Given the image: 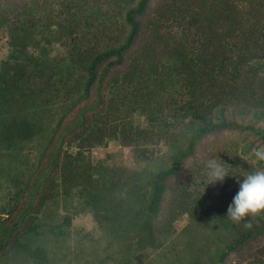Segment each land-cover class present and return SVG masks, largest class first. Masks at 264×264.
Returning a JSON list of instances; mask_svg holds the SVG:
<instances>
[{
	"label": "trees",
	"instance_id": "16d2710c",
	"mask_svg": "<svg viewBox=\"0 0 264 264\" xmlns=\"http://www.w3.org/2000/svg\"><path fill=\"white\" fill-rule=\"evenodd\" d=\"M110 1L112 11L65 0L59 12L47 2L0 13V264L136 263L172 243L183 214L188 247L215 227L224 233L212 237L222 248L205 264L233 254L264 264V245L253 247L264 213L247 218L250 228L226 216L236 188L227 203L204 205L189 183L167 185L210 133L248 130L264 143L262 129L226 116L264 115V0H137L123 11L122 37ZM110 140L131 146L142 166L91 162L86 152ZM79 213L100 235L71 251ZM197 225L208 235L196 236ZM198 247L186 264H202Z\"/></svg>",
	"mask_w": 264,
	"mask_h": 264
},
{
	"label": "rangeland",
	"instance_id": "374dc122",
	"mask_svg": "<svg viewBox=\"0 0 264 264\" xmlns=\"http://www.w3.org/2000/svg\"><path fill=\"white\" fill-rule=\"evenodd\" d=\"M61 1L65 0H0V13L9 19L13 16L15 10H20L24 7L25 3L32 4L33 6H43L48 3H53V9L60 11ZM67 1V0H66ZM80 1V0H79ZM118 3V8L115 11V18L118 19L117 25L111 26V29L116 31L120 37H122L127 29L126 24L122 20V14L124 9L134 7L137 0H115ZM155 0H149L148 5L151 6ZM48 2V3H47ZM88 4L92 3L93 7L98 5L107 7L112 11L114 8L110 0H86ZM26 10L23 9L22 13ZM148 8L145 9V12ZM115 28V29H114ZM136 42V41H135ZM6 35L3 27H0V58L4 57L7 50ZM56 48L57 44L54 45ZM264 109V106L262 107ZM250 110V108H247ZM227 120L233 119L242 124H250L252 127L260 128L264 131V115L258 119L253 120L249 116H236L228 115ZM164 146H159V152L164 150ZM258 153H264V143L260 138L249 132L248 130H240L236 128H224L220 131H215L202 138L200 142L194 147L193 152L190 156L186 157L180 165V168L175 176L170 177L167 180V185L177 184L188 186V190L192 191V195H198L201 198V202L204 205H210L214 203L225 204L227 200L222 197L226 196L227 193L232 189L236 188L239 190V183L248 174L254 173L255 171L264 170V164H258ZM91 162H102L108 166H124L130 169H139L142 166V162L138 161L133 148L131 146L123 145L116 140L108 141L104 146L90 148L86 152ZM210 160H215L227 171L223 183L217 182L215 185L209 183V169L207 163ZM264 160V159H263ZM196 175V176H195ZM196 177V179H194ZM194 180V184L193 181ZM169 189V188H168ZM165 190L163 193V200L160 206L162 216H164L166 210L168 211V200L171 195L169 190ZM232 200V198H231ZM232 202V201H231ZM187 223L186 215L183 214L177 218L172 226L174 231L171 235V244L169 246H160L154 251L146 249L141 253L142 257L137 264H186L187 256L186 253L192 254L190 249L198 247L199 242L188 247L186 237L182 233L183 226ZM195 229L196 236L201 235L207 236L206 229L204 230L199 225ZM212 236L207 240H202L198 247V257L202 264L209 262L210 256L219 251L222 246L214 238L220 237L219 232L224 233L215 227ZM219 231V232H218ZM194 234V235H195ZM99 231L92 217L88 213H79L71 219L70 223V236L68 239L69 249L72 251L77 244V241L82 238L84 247L89 250L92 246V242H95L99 236ZM193 235V234H192ZM193 235V236H194ZM258 242L253 243V247L258 249L259 246L264 245V234H261ZM222 243V242H221ZM103 245V240L100 242ZM90 252V251H88ZM93 253V252H91ZM102 255V253H101ZM100 255V257H102ZM93 255L90 254V257ZM209 259V260H208ZM240 257L237 255H228L224 258L221 264H237ZM135 260L132 259L130 264H136ZM71 264H74L72 261ZM97 264H99L97 258ZM240 264H244L241 261Z\"/></svg>",
	"mask_w": 264,
	"mask_h": 264
},
{
	"label": "clouds",
	"instance_id": "9594fccd",
	"mask_svg": "<svg viewBox=\"0 0 264 264\" xmlns=\"http://www.w3.org/2000/svg\"><path fill=\"white\" fill-rule=\"evenodd\" d=\"M259 159H264V153H258ZM209 169V183L215 185L223 183L227 171L215 160L207 163ZM239 183V190L236 192L232 202L228 205L226 216L233 224L244 222L245 227H251L247 221L249 217L259 216L264 213V170L248 174Z\"/></svg>",
	"mask_w": 264,
	"mask_h": 264
}]
</instances>
